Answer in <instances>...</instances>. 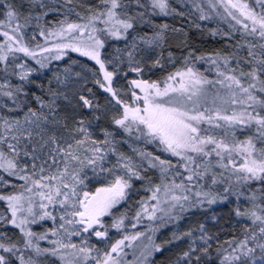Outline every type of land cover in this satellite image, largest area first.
<instances>
[{
    "label": "snow or ice",
    "instance_id": "1",
    "mask_svg": "<svg viewBox=\"0 0 264 264\" xmlns=\"http://www.w3.org/2000/svg\"><path fill=\"white\" fill-rule=\"evenodd\" d=\"M0 264H264V0H0Z\"/></svg>",
    "mask_w": 264,
    "mask_h": 264
},
{
    "label": "rangeland",
    "instance_id": "2",
    "mask_svg": "<svg viewBox=\"0 0 264 264\" xmlns=\"http://www.w3.org/2000/svg\"><path fill=\"white\" fill-rule=\"evenodd\" d=\"M193 39L199 41L200 40V37L198 36H194ZM214 42L212 41L211 38H208V43L205 45L206 47H210V46H213ZM129 259H131V256L129 255L128 257Z\"/></svg>",
    "mask_w": 264,
    "mask_h": 264
},
{
    "label": "trees",
    "instance_id": "3",
    "mask_svg": "<svg viewBox=\"0 0 264 264\" xmlns=\"http://www.w3.org/2000/svg\"><path fill=\"white\" fill-rule=\"evenodd\" d=\"M215 46H218V45H215Z\"/></svg>",
    "mask_w": 264,
    "mask_h": 264
}]
</instances>
